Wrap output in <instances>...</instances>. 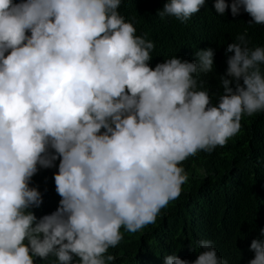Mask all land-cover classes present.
I'll list each match as a JSON object with an SVG mask.
<instances>
[{
  "label": "clouds",
  "instance_id": "1",
  "mask_svg": "<svg viewBox=\"0 0 264 264\" xmlns=\"http://www.w3.org/2000/svg\"><path fill=\"white\" fill-rule=\"evenodd\" d=\"M136 13L0 0V264H115L121 228L139 232L180 197L185 161L264 113V0ZM171 22L177 49L160 32ZM36 174L60 197L40 217ZM223 238L198 236L164 264H264V228L240 251Z\"/></svg>",
  "mask_w": 264,
  "mask_h": 264
},
{
  "label": "trees",
  "instance_id": "2",
  "mask_svg": "<svg viewBox=\"0 0 264 264\" xmlns=\"http://www.w3.org/2000/svg\"><path fill=\"white\" fill-rule=\"evenodd\" d=\"M136 10V18L149 17L162 10L169 0H123ZM176 23L160 27L163 40L175 49L179 43L170 35ZM195 31L205 35L201 25ZM242 124L240 132L226 146L211 154L198 152L189 157L185 168L188 182L180 197L161 210L154 224L137 233L121 228L123 239L107 254L117 256L115 264H164V257L184 250L198 236L221 235L234 249L242 250L260 236L264 228L260 186L264 182V113H257ZM30 187H38L43 204L33 209L37 217L56 210L60 197L47 176L36 174ZM106 254V255H107Z\"/></svg>",
  "mask_w": 264,
  "mask_h": 264
}]
</instances>
